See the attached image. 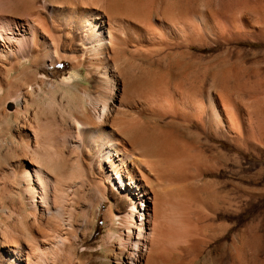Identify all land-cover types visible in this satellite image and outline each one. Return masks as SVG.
<instances>
[{
  "label": "bare ground",
  "instance_id": "bare-ground-1",
  "mask_svg": "<svg viewBox=\"0 0 264 264\" xmlns=\"http://www.w3.org/2000/svg\"><path fill=\"white\" fill-rule=\"evenodd\" d=\"M250 4L0 0V264H264Z\"/></svg>",
  "mask_w": 264,
  "mask_h": 264
},
{
  "label": "rangeland",
  "instance_id": "rangeland-1",
  "mask_svg": "<svg viewBox=\"0 0 264 264\" xmlns=\"http://www.w3.org/2000/svg\"><path fill=\"white\" fill-rule=\"evenodd\" d=\"M232 1H236V0H232ZM249 1V3L251 2V3H253L254 4V6L256 7V6H260V7H263L264 6V4H263V6H262V2L264 3V0L262 1V0H248ZM257 1V2H256ZM253 4H250V6L252 5L253 6ZM251 6V7H252ZM253 6V7H254ZM263 9H264V7H263ZM246 45L247 46H250V45H252V44H250V43H246ZM259 48L258 49H254V51H255V56H253L252 54H251V52H247L246 53V57H245V60L247 61V63L249 64H251L252 66V68H256V67H258V66H264V44H258L257 45ZM249 53V54H248ZM249 59H248V58ZM257 58V60L255 59V58ZM255 60V61H254ZM262 60V61H261ZM254 61V62H253ZM258 61V62H257ZM254 65H253V64ZM250 64H249V66H250ZM70 69H71V64H70V62H66V61H63L62 62V64H61V67L60 68H57V75L58 76H61L62 75V73H68L69 71H70ZM68 71V72H67ZM61 73V74H60ZM13 106V105H12ZM11 106V107H12ZM225 141V144L227 145V146H229V147H231V144L227 141V140H224ZM240 190V191H239ZM239 191V192H238ZM242 191H241V189H233L232 190V193L231 192H229L228 194H231V196L230 195H227L228 197V200L230 199V200H233L234 202H236L239 206H241V207H243V205L245 204V202L247 201L248 203H251V204H255L256 203V201H257V197H255V196H253V195H251V196H248V197H246L245 195H244V193H242ZM225 196V198H226V195H224ZM224 196L222 197L223 198V200H225V198H224ZM234 196V197H233ZM238 196V197H237ZM239 196H240V198H239ZM243 196V197H242ZM230 197V198H229ZM244 197H245V199H244ZM227 198H226V200L225 201H228L227 200ZM243 200V201H242ZM243 202V203H242ZM242 203V204H241ZM257 210H259V209H257ZM262 213H263V218H264V205H263V207H262ZM256 214H257V211L256 210H253L251 213H249V215L246 217V219H245V222H247V223H253L254 221H255V218H256ZM107 223H106V221L103 219V217H102V213L100 214V216H99V220H98V224H97V230H96V232H95V234H94V238H93V242H96L99 238H100V236L105 232V230H106V228H107V225H106ZM263 224H264V222H263ZM106 226V227H105ZM264 228V227H263ZM82 258H86L87 257V255L86 254H84L83 256H81ZM96 257V256H95ZM97 259H100L99 258V256H97L96 257ZM91 264H96L95 263V260H93V261H91ZM97 264H99V263H97Z\"/></svg>",
  "mask_w": 264,
  "mask_h": 264
}]
</instances>
